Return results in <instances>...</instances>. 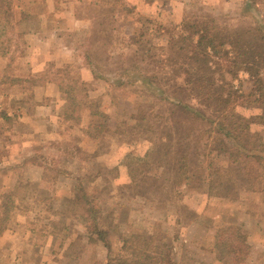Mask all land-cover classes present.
<instances>
[{"label":"rangeland","instance_id":"obj_1","mask_svg":"<svg viewBox=\"0 0 264 264\" xmlns=\"http://www.w3.org/2000/svg\"><path fill=\"white\" fill-rule=\"evenodd\" d=\"M245 1L14 0V24L0 26V223L6 228L0 236V264L105 263L123 252L127 239L148 240L150 235L165 238L174 264H264V193L238 187L226 198L210 189L209 175L228 166L227 154L207 149L200 157L204 182L159 184L158 190H164L159 198L150 193L154 190L148 192L156 202L131 187L121 189L131 184L130 171L152 147L136 135L132 117L165 104L117 90L118 58L122 53L132 58L141 46L167 49L173 37L184 34L186 17L201 14L199 7L218 20L224 12H236L232 19L241 11L251 14L230 21V31L264 23V12L248 11ZM101 37L109 40L95 44ZM88 53L113 61L103 69L108 80L95 81L86 70ZM226 80L240 95L254 88L246 72ZM50 85L58 87L54 98L44 96L52 93ZM65 91H73L86 108L88 100L97 101L103 115L89 117L85 109V116L76 111V119H68ZM241 112L261 113L254 108ZM89 123L106 127L101 141L88 136ZM255 131L264 135L259 126ZM80 183L107 213L103 227L111 253L103 244L88 243L85 217L74 209ZM10 194L15 208L2 215ZM158 199H166V206ZM240 252L242 260H237Z\"/></svg>","mask_w":264,"mask_h":264},{"label":"trees","instance_id":"obj_2","mask_svg":"<svg viewBox=\"0 0 264 264\" xmlns=\"http://www.w3.org/2000/svg\"><path fill=\"white\" fill-rule=\"evenodd\" d=\"M244 4L248 11L264 12V7L261 8L264 0H246ZM14 7V0H0L1 27L9 28L14 24ZM199 9L200 15L186 17L180 29L184 34L173 37L167 49L158 52L151 46H141L132 58L128 53H122L115 65L114 77L119 78L117 90L130 92L131 97L152 98L165 104L163 109L137 111L132 117L134 129H138L136 135L146 137L152 147L137 167L131 169V184L121 189H136L148 201L156 202L149 198L150 193L157 198L163 194L164 190L157 188L159 184L182 187L191 181L204 182L200 157L211 148L229 158L227 167L212 170L209 175L212 193L229 198L236 194L238 187L264 193V135L255 131L257 126L264 129V23L230 31L231 22H241L251 14L245 12V15L241 11L238 19H232L231 15L236 12H224L225 17L218 20L209 14L212 12ZM107 39L101 37L95 44ZM131 48L129 45L125 50ZM86 58V70L94 80H108L103 69L113 61L105 63L92 59L89 53ZM240 72L248 73L253 81L254 88L247 96L236 92L226 80L227 76L234 79ZM65 92L69 103L68 119H76L73 116L76 111L85 116V109H89V117L103 115L104 109L97 101L88 100L89 107L86 108L78 102L73 91ZM245 108L258 109L261 113L245 116L241 112ZM95 124L91 127L89 123L87 134L92 140L101 141L106 127ZM209 139H213L214 144L209 143ZM156 170L158 173L152 176ZM150 190L154 192L148 193ZM11 199L13 194L5 197L2 215L15 208L10 205ZM74 201V209L85 217L90 232L88 243L103 244L111 253L108 234L103 227L107 213L105 215L99 198L81 184ZM158 201L161 206H166V199ZM5 231L0 223V236ZM238 236L247 244L246 238ZM242 256L238 253L237 260H242ZM108 259L105 263L95 260L94 264H174L165 238L157 239L152 235L148 240L141 237L127 239L123 252Z\"/></svg>","mask_w":264,"mask_h":264},{"label":"crops","instance_id":"obj_3","mask_svg":"<svg viewBox=\"0 0 264 264\" xmlns=\"http://www.w3.org/2000/svg\"><path fill=\"white\" fill-rule=\"evenodd\" d=\"M49 87L52 88V93L49 92V91H47L46 93L44 92V94H45L44 96H46L47 98H52V97L54 98L56 96V94H57L56 92H57L58 87L55 86V85H52V86L50 85ZM10 233L14 234L13 232H10ZM3 237H7L6 233L3 235ZM14 254H16V256L19 255V253H17V251Z\"/></svg>","mask_w":264,"mask_h":264}]
</instances>
